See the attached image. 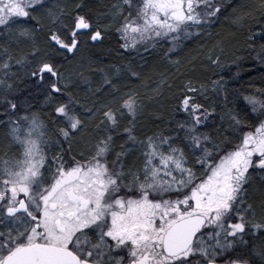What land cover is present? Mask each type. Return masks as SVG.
I'll return each mask as SVG.
<instances>
[{
  "label": "snow or ice",
  "instance_id": "1",
  "mask_svg": "<svg viewBox=\"0 0 264 264\" xmlns=\"http://www.w3.org/2000/svg\"><path fill=\"white\" fill-rule=\"evenodd\" d=\"M86 7L0 0V264H264V0Z\"/></svg>",
  "mask_w": 264,
  "mask_h": 264
},
{
  "label": "trees",
  "instance_id": "2",
  "mask_svg": "<svg viewBox=\"0 0 264 264\" xmlns=\"http://www.w3.org/2000/svg\"><path fill=\"white\" fill-rule=\"evenodd\" d=\"M82 2L87 6L85 11L89 9L99 11L103 7L109 5L110 0H82ZM227 2V0H226ZM242 2H255V0H242ZM232 29V25L228 21H222L221 25L215 28L213 35L211 37L204 36L202 38H193L192 41L189 42L188 47L181 53L180 60V72L182 73L181 79L184 78H191L193 80L203 79L205 75V56L204 51L210 49L215 44L216 40L224 38L226 41L231 40L232 43H235V40L229 35L230 30ZM220 35L217 36L216 33ZM109 43L115 45L116 40L113 36ZM165 45H161L157 49V53L161 52ZM203 49V50H202ZM139 59V58H137ZM153 61H159V55H155L150 57ZM243 67L240 69L241 76L244 78V81L248 80L250 77H255L257 85L260 83V76L264 70L260 69L258 65L255 66V71H251L250 67L253 66V61L251 58H246L245 60L241 61ZM172 72H175V68L171 69ZM210 75V72L207 73ZM179 83V81H176ZM167 95V93L165 94ZM166 104V99L161 100L160 103L151 102L148 105V112H167L165 110L164 105ZM161 127H164V122H159ZM153 128V123L151 116L148 115L145 117V128L144 131H150ZM3 133H0V139H2Z\"/></svg>",
  "mask_w": 264,
  "mask_h": 264
},
{
  "label": "rangeland",
  "instance_id": "3",
  "mask_svg": "<svg viewBox=\"0 0 264 264\" xmlns=\"http://www.w3.org/2000/svg\"><path fill=\"white\" fill-rule=\"evenodd\" d=\"M195 38V37H194Z\"/></svg>",
  "mask_w": 264,
  "mask_h": 264
}]
</instances>
